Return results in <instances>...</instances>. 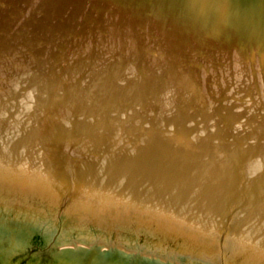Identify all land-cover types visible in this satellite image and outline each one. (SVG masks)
I'll use <instances>...</instances> for the list:
<instances>
[{
  "label": "water",
  "instance_id": "95a60500",
  "mask_svg": "<svg viewBox=\"0 0 264 264\" xmlns=\"http://www.w3.org/2000/svg\"><path fill=\"white\" fill-rule=\"evenodd\" d=\"M0 116V264H264V0H0Z\"/></svg>",
  "mask_w": 264,
  "mask_h": 264
}]
</instances>
